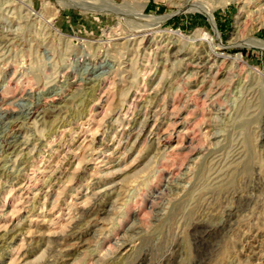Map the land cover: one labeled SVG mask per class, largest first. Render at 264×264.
Segmentation results:
<instances>
[{
  "label": "rangeland",
  "instance_id": "obj_1",
  "mask_svg": "<svg viewBox=\"0 0 264 264\" xmlns=\"http://www.w3.org/2000/svg\"><path fill=\"white\" fill-rule=\"evenodd\" d=\"M112 1L0 0V264H264V0Z\"/></svg>",
  "mask_w": 264,
  "mask_h": 264
},
{
  "label": "bare ground",
  "instance_id": "obj_2",
  "mask_svg": "<svg viewBox=\"0 0 264 264\" xmlns=\"http://www.w3.org/2000/svg\"><path fill=\"white\" fill-rule=\"evenodd\" d=\"M93 1H95V0H93ZM97 1H99L100 3H102V4H100V5H102V8H103V10H115L116 12L117 11H119V10H121L123 7H122V5H120V4H116V3H114L112 0H97ZM23 4H24V6L26 7V9L27 10H30L31 11V9H29V6H28V3L26 4V3H24L23 2ZM77 4V3H76ZM91 4V3H90ZM183 4H184V6L186 7V8H189V7H195V5H197V3L196 2H194V0H184L183 1ZM88 5V4H87ZM79 6V5H78ZM144 7H145V4H142L139 8H138V11H137V15H138V17H139V19L143 22H141L142 24H140L139 26H138V28H136V29H134L133 31H131L132 33H130L131 35H132V37L130 38V41H131V39H134V38H136V37H142V38H144V37H146L147 36V33L148 32H150L153 28H154V26L156 27L157 25H159L161 22H162V20H163V17H157V18H155V17H153V18H145V17H143V13H144ZM86 8V7H85ZM198 9H201L203 12H205L210 18H211V15H210V11H208V9H206V8H202V7H200V6H198ZM92 10V9H91ZM147 17V16H146ZM46 23L49 25V27L51 28L52 27V24H51V22H50V19L49 20H47L46 21ZM153 26V27H152ZM54 30L58 33V31L54 28ZM150 34V33H149ZM200 36H201V34H199ZM171 38L173 37V38H182V35L179 33V32H177V31H173V32H171ZM149 37V36H148ZM195 38H196V35H193L192 37H190V41L192 40V41H195ZM200 38V37H199ZM183 39V38H182ZM197 39V38H196ZM203 41L205 40L209 45H212L213 43L211 42V41H215V40H217L218 41V35H215V36H209V37H207V34H203V38H201ZM129 40V39H128ZM139 40V39H138ZM189 40V39H188ZM207 45V44H206ZM214 45V44H213ZM242 46H252V47H256V48H259V49H261V50H264V41H262V40H258V39H254V38H251V39H249V41L248 42H246V43H244V44H242ZM210 47V46H209ZM212 48L213 47H211V50H212ZM225 59V58H224ZM232 59V58H231ZM225 60H227V58L225 59ZM224 60V61H225ZM233 63L235 64V66H234V64H233V66L234 67H244V62H243V60L240 58V57H238V56H236L235 58H233ZM257 77V76H256ZM264 128V127H263ZM18 135V134H17ZM161 140V139H160ZM200 224V223H199ZM203 225V224H202ZM195 226V225H194ZM193 226V227H194ZM200 227V228H199ZM195 231L197 232V234H199V235H197V236H195V241L196 242H200V241H202L204 238H206V237H210V235H211V230H208V229H206L204 226H201V224H200V226H197L196 228H195ZM195 234V233H194ZM193 234V235H194ZM167 258H168V256H167ZM144 262H145V258L143 257V258H139L138 260H135L134 262H133V264H144ZM165 262H166V260H165ZM169 261H167L166 263H164V264H169L168 263ZM160 264H162V263H160Z\"/></svg>",
  "mask_w": 264,
  "mask_h": 264
}]
</instances>
